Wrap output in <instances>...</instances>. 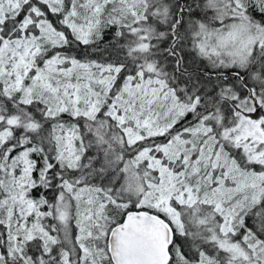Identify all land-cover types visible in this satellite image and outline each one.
<instances>
[{
	"label": "snow or ice",
	"instance_id": "obj_1",
	"mask_svg": "<svg viewBox=\"0 0 264 264\" xmlns=\"http://www.w3.org/2000/svg\"><path fill=\"white\" fill-rule=\"evenodd\" d=\"M0 264H264V0H0Z\"/></svg>",
	"mask_w": 264,
	"mask_h": 264
}]
</instances>
